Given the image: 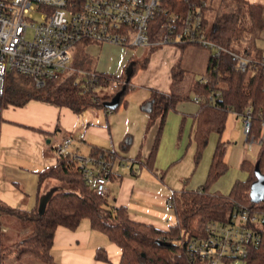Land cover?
<instances>
[{"label": "trees", "instance_id": "16d2710c", "mask_svg": "<svg viewBox=\"0 0 264 264\" xmlns=\"http://www.w3.org/2000/svg\"><path fill=\"white\" fill-rule=\"evenodd\" d=\"M190 1L201 8V31L221 49L218 53L210 51L204 73L189 82L180 63L182 49L187 43L175 45L179 53L170 68L169 89L162 91L151 87L148 97L139 104L146 115L145 130L158 120L146 160L148 167L154 162L167 112L182 101L195 99L198 103L191 130V141L194 143L192 170L200 161L209 135L223 131L228 112L240 115L250 106L256 134L259 133L261 119H264V76L259 64L264 53L257 44L264 30V6L250 0ZM165 2L171 9L183 11L186 7L180 0ZM206 12H212L211 20ZM163 17L159 15L150 21V38L157 37ZM234 54L249 60L248 70L236 68ZM146 61L144 59L141 64L145 65ZM130 62L132 73L125 81V70ZM72 64L75 68L94 72V84L85 89L75 82V74H71L37 88L29 77L8 70L0 98L2 108L7 105L20 106L30 99H38L64 105L78 112L90 105L104 106L105 101L120 92L117 108L132 89L131 79L137 70L138 60L129 59L117 74L96 71L92 58L82 51L75 54ZM98 86L105 88V91L97 92ZM131 142V136L126 134L120 146L127 150ZM99 153L106 157L114 155L111 151L94 147L90 155ZM224 153L225 141L219 139L204 182L194 189L183 188L172 192L170 199L175 223L167 229L131 219L124 206L109 204L105 197L96 194L87 185L72 155L59 154L54 165L38 172V192L46 179L56 181L43 212L38 211L37 205L24 209L9 206L0 200V223L8 229L7 223L15 222L13 228L19 233L10 239L4 234L5 230L0 231V264H3V256L8 254L19 258L31 255L41 261H51L50 249L56 228L64 226L75 229L84 218L89 220L92 228L102 231L119 246L121 256L118 264H194L192 256L181 243L185 236L201 235L207 221H226L236 208L264 211V198L253 202L249 195L251 183L256 179L255 166L264 174V141L258 148L255 161H241L240 167L247 170V177L235 180L227 194L210 191L211 185L227 170ZM24 228L28 231L24 232ZM95 257L107 260L102 248L96 250ZM243 264H264V235L258 244L248 246Z\"/></svg>", "mask_w": 264, "mask_h": 264}, {"label": "crops", "instance_id": "0c3cea01", "mask_svg": "<svg viewBox=\"0 0 264 264\" xmlns=\"http://www.w3.org/2000/svg\"><path fill=\"white\" fill-rule=\"evenodd\" d=\"M77 48L92 58L93 68L98 72L117 74L131 59L129 47L114 43L88 41L78 44ZM178 53L176 46H164L155 51L149 63H158L156 74L149 80L144 73L140 80L132 82V89L115 109L90 105L75 112L67 106L38 99H30L20 106L3 107L0 114V200L24 209L38 205L40 198L53 187L45 180L38 192V172L56 163V139L69 137L71 143L67 150L71 154L90 155L93 147L114 153L115 162L105 197L109 204L124 206L131 219L162 229L175 223L173 207L168 206L172 192L194 189L204 182L219 140L218 133L210 134L200 161L192 170L191 130L198 103L195 99L182 101L167 112L154 162L151 167L146 165L158 120L145 130L146 115L139 104L148 97L151 87L169 89L170 68ZM233 113L241 126L240 115ZM126 134L131 136L132 142L123 150L120 142ZM243 159L246 158L241 155L240 162ZM232 184L233 177L224 173L211 185L210 191L227 194ZM99 248L104 250L107 260L95 257ZM50 253L51 261L42 263L118 264L121 256L119 246L105 233L92 228L86 218L75 229L58 226ZM26 259L32 264L39 263Z\"/></svg>", "mask_w": 264, "mask_h": 264}, {"label": "built area", "instance_id": "2783aa9c", "mask_svg": "<svg viewBox=\"0 0 264 264\" xmlns=\"http://www.w3.org/2000/svg\"><path fill=\"white\" fill-rule=\"evenodd\" d=\"M166 0H0V98L4 77L13 70L42 88L48 81L75 74V82L87 89L95 82L94 72L75 68L71 48L80 43L109 42L124 47L161 48L178 43H197L221 49L201 31L202 11L190 0L183 11L171 9ZM37 14V16L35 15ZM164 15L157 37L150 38V21ZM34 17H37L36 19ZM236 68L246 71L249 60L234 54ZM264 76V54L260 61ZM2 106L0 102V114ZM244 149L264 141V119L259 133L253 131L251 107L240 114ZM56 154L69 153L71 138L55 141ZM71 154V153H70ZM83 179L98 195L106 197L114 155L71 154ZM168 206L172 207L171 199ZM0 223V231L6 230ZM264 235V211L236 208L226 221L209 220L198 236H185L181 243L194 264H243L249 245Z\"/></svg>", "mask_w": 264, "mask_h": 264}, {"label": "rangeland", "instance_id": "374dc122", "mask_svg": "<svg viewBox=\"0 0 264 264\" xmlns=\"http://www.w3.org/2000/svg\"><path fill=\"white\" fill-rule=\"evenodd\" d=\"M255 1L256 3L262 4L264 6V0H250ZM37 16V14L35 13ZM206 15L209 20L212 19V12H206ZM35 19L37 17H34ZM258 46L263 50L264 53V30L260 33V37L257 40ZM158 51L159 48L154 49ZM215 48H208L206 46L197 44V43H187L184 48L182 49V56H181V66L185 70L189 82L192 79L198 78L201 76L206 68L207 60L210 54V51L214 52ZM71 53L74 55L77 52H80V49L77 46L71 48ZM129 54L131 59L130 60H138V67L133 75L131 81H138L142 78V74H146V78L149 80L153 78L154 74H156V66L158 63L153 62V65L149 63L152 60L153 54L155 51H152L149 47H140V46H130L129 47ZM74 58V57H73ZM147 59L145 65H142L143 60ZM149 63V64H148ZM250 71H248L247 75H249ZM105 91V88L98 86L97 92L102 93ZM210 136V135H209ZM213 137V136H212ZM244 134L242 132V127L239 123H237L234 119L233 111L228 112L225 127L223 131L219 134V139L221 141H225L226 148L224 154V161L227 164V170L225 171L226 176L233 177V183L237 179H245L247 177V170L240 167V157L244 155L246 159L250 161H255L258 148L254 145L251 149H244ZM209 142V141H208ZM50 184L53 185L56 181L52 178L46 179ZM87 220V219H86ZM15 222H8V229L4 231V234L9 236L12 239L13 236H17L18 230L13 228ZM15 229V230H14ZM29 260H35V262H39L40 264L42 261L35 259L31 255H24L22 257H16L14 254H8L3 256L2 263L3 264H32V261H27L26 258ZM34 262V261H33ZM36 263V264H39ZM231 264H240L239 262H233Z\"/></svg>", "mask_w": 264, "mask_h": 264}, {"label": "water", "instance_id": "95a60500", "mask_svg": "<svg viewBox=\"0 0 264 264\" xmlns=\"http://www.w3.org/2000/svg\"><path fill=\"white\" fill-rule=\"evenodd\" d=\"M132 73V62L129 63L128 67L125 70L126 79L128 81L130 75ZM120 92L115 93L112 98L108 101H105L103 105L107 108L113 109L118 105ZM255 175L256 179L251 183L249 195L253 202H259L264 198V174L260 172L257 165L255 166ZM54 188H50V190L43 195L39 203L37 205L38 211L43 212L47 199L49 198L51 192Z\"/></svg>", "mask_w": 264, "mask_h": 264}]
</instances>
